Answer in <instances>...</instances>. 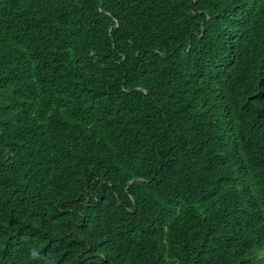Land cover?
Here are the masks:
<instances>
[{
	"label": "trees",
	"instance_id": "1",
	"mask_svg": "<svg viewBox=\"0 0 264 264\" xmlns=\"http://www.w3.org/2000/svg\"><path fill=\"white\" fill-rule=\"evenodd\" d=\"M0 264H264V0H0Z\"/></svg>",
	"mask_w": 264,
	"mask_h": 264
}]
</instances>
